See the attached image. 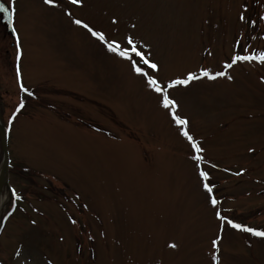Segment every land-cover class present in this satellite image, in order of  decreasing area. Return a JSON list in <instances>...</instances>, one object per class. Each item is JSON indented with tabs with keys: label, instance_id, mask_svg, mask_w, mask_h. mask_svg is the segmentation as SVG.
Listing matches in <instances>:
<instances>
[{
	"label": "rangeland",
	"instance_id": "374dc122",
	"mask_svg": "<svg viewBox=\"0 0 264 264\" xmlns=\"http://www.w3.org/2000/svg\"><path fill=\"white\" fill-rule=\"evenodd\" d=\"M56 3L17 0L19 78L16 44L0 19V127L10 160L0 264H215L216 256L264 264V239L222 230L216 218L264 230V65L224 68L236 54L264 52V0ZM75 19L110 42L146 44L162 84L201 69L232 77L169 91L204 149L199 167L161 97ZM3 154L0 140V175Z\"/></svg>",
	"mask_w": 264,
	"mask_h": 264
},
{
	"label": "snow or ice",
	"instance_id": "6c2138e0",
	"mask_svg": "<svg viewBox=\"0 0 264 264\" xmlns=\"http://www.w3.org/2000/svg\"><path fill=\"white\" fill-rule=\"evenodd\" d=\"M44 4L49 5L50 7H56L58 6L56 3V0H43ZM16 3L17 0H11V4L5 2V0H0V16L6 17V20L9 24H11V30L13 33L16 34V75L19 78L21 75L20 71V65L19 61L22 57V50H21V44H20V38L19 34L16 32L15 28V16H16ZM67 4L70 5H77L82 6V0H67ZM69 16L72 15L71 11L67 13ZM240 19L243 21L245 17L241 15ZM117 21H113V23H116ZM74 24H76L78 27L85 29L88 33H90L91 37L95 40L99 41L101 44H103L107 51L114 54L115 56L119 57L123 61H127L132 69V71L139 77H142L146 80L148 88L156 93L159 97H161V106L164 109L170 110V114L172 116L173 121L176 123V125L181 129V135L189 142L192 149L194 150L195 155L193 156V159L196 161L197 166L199 167L200 163L204 160V156L202 153L204 152V149L200 146V143L196 141L193 136H191L188 132V124L189 121L187 119H182L179 115H177V112L175 109L178 108V104L175 100L171 99L169 97V91L171 89H175L178 87L187 88L189 85H191L194 81H200L202 79L212 80L215 81L216 79L220 77H226L227 79L231 80L232 77L227 74V72H220L216 74H212L211 72L201 69L199 73L197 72H189L186 76V78L183 79H173L167 82V84H162L157 76L160 73V66L157 62H155L151 56H150V50L148 52L144 51L143 49L147 48L146 44H137L136 40L132 36H128L126 39L127 47L119 43L118 41H109L105 34L101 31L95 30L92 26L85 23L84 21L80 19H75L73 21ZM135 27V25H133ZM258 62L261 65H264V52H261L259 55L253 53L251 55H241L236 54L232 57L231 61L229 63H226L224 65V68L232 69L234 66H236L239 63H251V62ZM155 73L156 75H152ZM20 90L23 93H26L27 95H32V93L26 89L23 85V83H20ZM25 107L23 101L18 105L16 108L15 113L9 118L8 121V132L11 133L12 131V125L15 122L17 115L19 112ZM214 166V165H213ZM238 175H242L243 173H237ZM200 177L206 181L203 184V188L205 192L209 193L210 196V203L212 208H216L219 201L215 198V196L212 195L213 193V187L207 183V181L210 179L209 174L205 171H200L199 173ZM13 195H15V192L13 191ZM16 199H21L20 196L16 195ZM9 211L7 213V217L9 218L13 215V212ZM216 218L218 220H221L223 223L221 225V229L223 230V225L227 224L232 229H235L236 231L248 233L253 237L264 239V230H257L252 227H248L246 225H242L239 223L234 222L231 219H226L221 215L220 212H216ZM73 223H76L75 220L72 221ZM35 221H33V224ZM220 239L218 238L216 240L212 241L213 247L216 248L217 253L219 252V245H220ZM171 248H176L177 245L171 244L169 245ZM19 255V253H17ZM215 264H220L219 257H214Z\"/></svg>",
	"mask_w": 264,
	"mask_h": 264
},
{
	"label": "water",
	"instance_id": "95a60500",
	"mask_svg": "<svg viewBox=\"0 0 264 264\" xmlns=\"http://www.w3.org/2000/svg\"><path fill=\"white\" fill-rule=\"evenodd\" d=\"M1 18V23L3 26L6 27V30L8 32V34L10 35H13V32L11 30V24H9L6 20V17L4 16H0ZM0 140H1V143H2V146H3V149H4V157H5V162H4V165H3V168H2V171H1V175H0V190L2 189V186H3V183L5 182V176L7 175L6 173V169H7V166H8V153H7V143H6V139H5V136L1 130V127H0Z\"/></svg>",
	"mask_w": 264,
	"mask_h": 264
},
{
	"label": "bare ground",
	"instance_id": "6f19581e",
	"mask_svg": "<svg viewBox=\"0 0 264 264\" xmlns=\"http://www.w3.org/2000/svg\"><path fill=\"white\" fill-rule=\"evenodd\" d=\"M4 199H5V197H4ZM3 200H2V198L0 199V211H1L2 203L4 202Z\"/></svg>",
	"mask_w": 264,
	"mask_h": 264
}]
</instances>
